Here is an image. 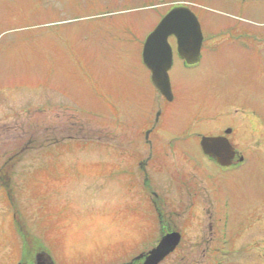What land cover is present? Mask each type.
Wrapping results in <instances>:
<instances>
[{"label": "rangeland", "instance_id": "374dc122", "mask_svg": "<svg viewBox=\"0 0 264 264\" xmlns=\"http://www.w3.org/2000/svg\"><path fill=\"white\" fill-rule=\"evenodd\" d=\"M179 4L195 12L204 42L192 67L173 56L167 102L141 53ZM244 33L264 36V0H0V171L13 194L10 204L0 180V264L38 253L52 264H118L149 251L158 229L139 163L141 133L154 125L150 140L168 149L146 171L180 214L181 243L211 228L226 264H264V55L237 40ZM74 118L82 128L52 125ZM227 128L243 162L221 169L196 134Z\"/></svg>", "mask_w": 264, "mask_h": 264}, {"label": "water", "instance_id": "95a60500", "mask_svg": "<svg viewBox=\"0 0 264 264\" xmlns=\"http://www.w3.org/2000/svg\"><path fill=\"white\" fill-rule=\"evenodd\" d=\"M170 37L175 40L177 56L186 65L198 63L203 37L197 18L188 8L169 11L148 35L142 49V63L150 73L151 84L167 102L173 99L168 76L172 66V49L168 43ZM229 133L230 130H227L225 135ZM199 145L203 155L218 166H231L235 151L225 137H202ZM179 242L178 233L163 236L158 245L148 253L143 264H158L174 251ZM36 260L37 264H52L44 253L37 254Z\"/></svg>", "mask_w": 264, "mask_h": 264}, {"label": "flooded vegetation", "instance_id": "af4514ba", "mask_svg": "<svg viewBox=\"0 0 264 264\" xmlns=\"http://www.w3.org/2000/svg\"><path fill=\"white\" fill-rule=\"evenodd\" d=\"M175 7H185V6L184 5L174 6V7H171L169 9H167V12L170 9L175 8ZM186 8H188V7H186ZM189 10L196 17L195 12L192 11L191 9H189ZM237 40L241 41V43H243V44H245L246 42H252V43H250V45L253 46V49L255 50L254 51V55H257L259 57L260 56L262 57L264 55V36L263 35L261 36V34L244 33V34H239L238 37H237ZM203 42H204V38L202 39V45H203ZM168 43H169V45H170V47L172 49V58H173V56L176 55L174 38L170 37L168 39ZM202 45H201V49H202ZM201 49H200V55H201ZM183 64H184V62H183ZM171 93H172V88H171ZM172 95H173V93H172ZM238 113H240V116H237ZM233 115L236 116L237 118L241 119V118H244V117L247 116V112H245V111L239 112V111L236 110ZM158 118H159V116H158ZM53 121H52V125L54 126V129H56V128L57 129H61L62 128L64 134L66 132H69L71 130V126L73 127V125H74L75 128H78V127L82 128V125L80 123H78L79 121L75 120V118H74L73 121H71L70 119H67V120L64 119L63 123H61V124H59V123L55 124L56 121H54V122ZM68 122H69V124L71 126H69L67 124ZM157 122H158V120L156 118V120L153 122L152 125H154L155 123L157 124ZM154 126H152L149 130L144 131L143 133H141V138L143 139L142 143L145 144V146L143 144V148H144V151L146 153V158L144 160H142L141 163H139V167H140V172L143 173V180L142 181H143L144 191L146 193H148L149 195H151V197H144V199L146 200L145 201V203H146L145 207L148 208L147 209V210H149L148 213L150 212V218H152V217L156 218L155 219V223H156V226H157V229H158V231H157L158 235H157V238H156L155 242L153 243V245L151 246L149 251L139 254L138 256L133 258L132 260L120 261V263H118V264H143L144 261H145L146 256L148 255V253L158 245L160 239L163 236L175 232V233H178L180 235V237H182V234H181L182 230H178L177 229L180 226H176L175 225L177 223V221L173 218V217H180V214L177 213L176 210L168 209L166 207L165 200L163 199V197H157L156 194H154L152 192V188H151V185L149 183L150 181L148 179V173L146 171L147 165L149 163H152V164L155 163L156 165L159 164L161 166V163H162L161 160L163 159V157L161 158V156H159L158 153L165 155V153H167V149H168L166 145L163 146L161 144V142H160L161 140L160 139H156L154 141L150 140L151 136L153 134ZM86 128H87V126H86ZM87 130L89 131L88 128H87ZM227 130H230V133L225 135V132ZM231 134H232V130L227 128V129H225L222 132V134L216 133L215 136L213 135V136H208V137H225L228 140L230 146L234 149V147L232 146V143L230 142V138H229V136ZM97 135H98V133H97ZM196 136L199 137L198 138V145H199L200 139L202 138L203 135L196 134ZM84 137L88 138L89 135L85 134ZM139 137L140 136H138L137 138H139ZM67 140H70V139L67 138ZM67 140L62 139L61 141L66 142ZM178 140H181L180 137L179 138L178 137L175 138L174 141L178 142ZM61 141H53V146L52 147H55L58 144V142H61ZM153 145L157 149L155 152H153ZM139 149H142V147L140 145H137L135 147V150H136L137 153H138ZM199 150H200V148H199ZM234 151H235V149H234ZM200 154H201V150H200ZM136 157H137V155H136ZM136 157L132 158V156H131V158L133 160L137 161L138 158H136ZM236 157H237V153L235 151V158ZM159 158H160V160H159ZM235 158L233 159V161L231 163V167H229L228 169H230L232 167H236L238 164L241 165V163L243 162V160L239 161V158L236 161ZM206 159H208L209 161H212L209 158H206ZM10 160H13V157H10L8 159V161H10ZM216 166H218V165H216ZM0 174H1V176H0L1 182L5 183V184L6 183L9 184L10 183V177H9V175H7L6 167H4L0 171ZM188 184L191 185L190 182ZM5 198H7V197H5ZM187 206H188V208L193 206L192 201L190 203H187ZM199 211L203 213V216H204V214H207V212L205 210H199ZM155 223H154V225H155ZM211 224H213V223L211 222ZM182 227L183 226H181V229H182ZM136 234L140 235L141 233L137 231ZM207 234H208L207 239H205L204 234H202V236H203L202 241L201 240L199 241L198 237H196L198 239L197 241H187L186 243L185 242L181 243V240H180L179 244L176 246L174 251L169 256L165 257L158 264H164V262L167 261L169 259V257H171L172 255L175 256L174 257V261H172V262L176 261V264H203V262L206 259H208V258L212 259V263L211 264H222V263L226 264L227 262H225V261L229 258L228 256L231 253L230 252L228 253V255H227L228 258L227 257H221L223 245H225L226 243L224 244V242L222 241L220 233H219V236H217L218 239H219V241H217V243L212 241L213 238H212V229L211 228L208 229V233ZM181 245L185 246V250H187L185 252L184 258L179 255L180 254L179 252L182 251V249H181L182 246ZM20 264H37V260H36V257H34L33 259L31 258L30 260H28V262H26V263L23 262V263H20Z\"/></svg>", "mask_w": 264, "mask_h": 264}, {"label": "trees", "instance_id": "16d2710c", "mask_svg": "<svg viewBox=\"0 0 264 264\" xmlns=\"http://www.w3.org/2000/svg\"><path fill=\"white\" fill-rule=\"evenodd\" d=\"M4 186V185H3ZM6 187H8L9 186V189H8V191H9V193L7 192V191H5L6 192V194L8 195V197H7V200H8V202H10V204H13L11 201H13V198H12V193H11V191H10V183L8 184V185H5ZM6 189V188H5ZM11 197V198H10ZM225 244V243H224ZM228 253L229 252H227L226 251V249L225 250H223L222 249V254H221V257H227V255H228Z\"/></svg>", "mask_w": 264, "mask_h": 264}]
</instances>
